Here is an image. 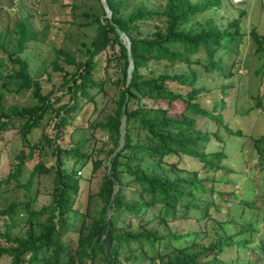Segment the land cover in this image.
<instances>
[{"label": "trees", "instance_id": "1", "mask_svg": "<svg viewBox=\"0 0 264 264\" xmlns=\"http://www.w3.org/2000/svg\"><path fill=\"white\" fill-rule=\"evenodd\" d=\"M132 1L104 0L110 12L108 17L99 1V13L90 14V22L95 24V35L85 49L83 60L76 62L71 54L59 48L54 50V58L49 66L51 71L60 73L56 89L63 91L60 96H67L64 102L60 101L59 96L51 98L54 90H41L40 83L28 75L24 58L17 55L12 57L14 52H7V58L13 67L0 72V80L13 84L15 91L30 90L35 102L32 105L6 108H2L0 104V138L5 131L15 129L26 146L25 152L20 151L15 156L17 162L9 173L0 179V186H7L11 179L16 180L21 165L25 160L32 159L35 151L40 148V140L30 142L27 136L33 129L40 127L46 115H50L49 119L53 120L55 128L53 139L45 134L41 136V140L52 150L54 163L47 167L35 163L25 183L29 187L35 176L52 172L54 186L49 202L37 210L25 206L29 226L24 235H11L7 229L0 232V238L4 241L3 245L0 244V256L8 255L10 264H95L96 259L101 264H118V260L134 263L139 257L135 251L140 250L146 254L143 248L145 243L153 249L154 243L156 247L163 246V238L169 241L193 234L189 231L186 234H161L154 229H146L144 224L152 218L166 225L178 207L188 210L193 204L192 208L198 210V216L205 223H212L208 206L214 205L217 209L213 198L216 192L212 194L213 183L222 179L221 175L215 174L224 169L221 160L225 155L220 150L211 153L204 150L209 140L208 134L195 128L193 116L189 114H199L219 123L220 112H213L216 107L221 109L222 104L214 103L211 109L198 104L196 98L202 88L198 85V76L192 67L199 66L200 63L194 58L202 51L206 54L207 63L200 65V68L207 72L212 69L222 72V66L219 60L214 59V55L221 51L227 58L234 52L233 46H237L240 39L239 18L245 11L241 10L237 18L223 28H218L211 19L203 22L197 20L206 11L218 8L221 0H168L158 7H146L142 3L134 5ZM28 19L30 15L20 17L11 24V30L16 36V51L19 52L22 51L24 42L34 38L36 34ZM144 22H151L155 28L149 36L138 32V27ZM230 26L233 27L232 31H229ZM132 29L138 35H134ZM119 33L127 37L128 50L119 38ZM249 36L255 45L254 52L264 55V36L258 35L254 29H250ZM113 46H116L117 57L121 60L122 77L115 81L117 91L112 111L93 125L106 135L102 148L104 158H93L91 153L82 151L85 140L78 139L67 148L62 147L57 140L62 130L68 126L72 127V132L84 129L76 123L79 110L83 105L94 101L91 91H102V81L92 78L93 57L106 47ZM60 61L66 63L68 68H63ZM109 61L110 58H106L105 64ZM129 61L132 68L127 78ZM149 62L180 65L186 71L150 76L142 72L149 68ZM142 101H151V104L154 101V105L150 104L148 107ZM173 104L181 105L176 114L171 112ZM253 143L256 147L257 143L260 144L258 153L264 162V132ZM167 155L191 156L198 161L199 168L189 171L190 175L186 176L176 173L180 168L173 162L167 163L170 168L163 169L164 157ZM61 156L73 158L77 168L72 166L65 170L61 164ZM144 159L155 161L161 172L152 175L145 173L141 168ZM103 160L106 161L105 171L96 190L102 203L99 215L91 218L78 230H73L72 224L67 221V213L77 212L73 204L79 192L80 178L75 173L78 171L80 174V169L87 165L94 171L102 165ZM200 170L212 174L202 175ZM127 190L136 195L137 199L128 202L125 194ZM204 193L208 194L209 200L202 202ZM235 193H227V196L235 198ZM238 203L241 211L253 206L252 199H240ZM108 209L112 210V215L107 219ZM118 211L136 221L117 226ZM148 211L151 217H145ZM16 212L17 203L9 202L0 208V217L8 219L10 226H14ZM41 216L44 217L39 220ZM133 225L138 229L132 230ZM244 231L248 238L240 234ZM252 232L251 223H247L234 234L238 238L233 239L225 234L215 235L213 240L193 251L188 250V247L195 245L194 241L182 247L171 245L170 250L155 252L149 259L156 257L158 264H211L216 262V255L223 247L230 244L246 247L248 241L253 242ZM70 233L75 234L73 242ZM200 233L196 232L194 235L199 236ZM121 246L127 247L128 253L119 258ZM251 251L255 258H264V243H253Z\"/></svg>", "mask_w": 264, "mask_h": 264}, {"label": "rangeland", "instance_id": "2", "mask_svg": "<svg viewBox=\"0 0 264 264\" xmlns=\"http://www.w3.org/2000/svg\"><path fill=\"white\" fill-rule=\"evenodd\" d=\"M100 1V0H99ZM99 1L97 0H0V72L3 73L13 67L7 58V52H14L12 57L17 55L24 58L27 64L28 75L37 80L41 85V90L47 92L54 90L51 98L59 96L60 101L67 99L66 95L60 96L62 90H57L60 80V73L50 69V62L54 58V50L59 48L73 56L76 62L83 60L85 49L95 35V24L91 23V15L99 13ZM168 0H133L134 5L140 3L146 7H158ZM197 2L200 0H189ZM100 3H102L100 1ZM103 5V3H102ZM12 10V11H10ZM104 10V5H103ZM241 10L245 14L239 18L238 33L239 43L233 46L232 52L225 58L221 51H217L214 59L219 60L222 72L216 69L204 71L200 65L207 63L206 54L200 51L194 59L200 63L197 67H192L198 76V85L202 91L198 94L196 101L206 109H211L214 103L221 102L222 107L214 108V112H220V121L203 116L189 114L193 116L194 126L197 130L206 132L209 140L204 146L208 153L218 151L224 153L221 160L224 169H221L215 176L221 175V180H216L214 186V203L217 207L208 206L212 223L207 224L198 216V210L188 207L185 210L181 206L174 216L165 225L163 222L152 218L144 224L146 229H154L161 234L167 232L183 233L187 231L193 234L185 237L161 239L163 246L153 249L148 244H144L146 254L140 250L135 251L139 256L132 263L118 260V264H158L155 257L149 259L155 252H166L170 246H186L194 241L195 245L188 247L193 251L202 245H206L214 239L215 235H230L233 239L238 238L239 229L247 223H251L253 232L246 247L230 244L221 249L216 255V262L211 264H264V258H255L251 251L253 243H264V162L259 155V146H255L253 140L264 132V55L255 53V45L252 42L249 31L264 36V0H243L233 2L232 0H221L218 8L206 11L198 17L197 22L211 19L218 28H223L231 20L238 17ZM30 15V26L36 31L34 38L24 42L22 51H16V36L11 30V24L20 17ZM151 22H144L138 27L141 35L149 36L154 30ZM233 27H229L232 31ZM134 35H138L131 30ZM16 51V52H15ZM110 61L105 64V59ZM63 68L67 69L66 63L59 62ZM94 69L92 78L98 82L102 81V91H91L93 102H89L80 108V113L76 123L84 127L72 132V127L68 126L62 130L57 142L62 147H69L78 139L85 140L82 151L91 153L93 158H104V143L106 135L103 131L93 126L96 122L102 121L104 116L109 114L114 107L116 98L115 81L122 77L121 60L117 57V48L106 47L104 51L93 57ZM186 71L183 66H170L164 62H149V68L143 69L146 75L155 76L160 73H174ZM15 86L11 83H4L0 80V104L2 108L8 106L32 105L35 101L31 97L30 90L15 91ZM173 88L181 89L173 86ZM159 102V101H157ZM257 102V104H255ZM142 104L150 107L151 101H142ZM154 103V101H153ZM151 105H154V104ZM181 109V105L173 104L172 113ZM50 115H46L38 128L33 129L27 136L30 142L40 140V148L34 153L30 160H25L21 165L20 173L16 180L11 179L7 186H0V208L5 207L9 202L17 203L15 225L10 226L8 219L0 217V232L8 230L11 235H24L28 229V213L25 206L37 210L47 204L51 198L53 189V173H40L32 179L29 187L25 186L29 177L31 167L35 163L49 166L54 163V156L48 144L41 140L45 134L53 139L55 128ZM72 132V133H71ZM100 146H102L100 148ZM108 147V146H106ZM105 147V148H106ZM20 151L25 152L26 146L20 139L15 129H9L0 138V179L5 177L13 164L17 162L16 155ZM263 153V151H262ZM73 158L61 156V164L65 170H69L73 163ZM173 162L180 170L176 173L181 176L190 175L189 171L199 168L198 161L188 155H167L164 157L163 169H168L167 163ZM78 165V164H77ZM106 161H102L96 170L91 171L89 165L80 169V174H76L80 179L79 192L74 198L73 208L77 212H68L67 221L72 224L73 230H78L86 225L91 218L98 217L101 201L96 195V190L100 182V177L105 171ZM141 168L148 175L161 172V168L151 159H144ZM202 175L209 176L212 173ZM208 183V182H207ZM7 187V188H6ZM129 189V188H127ZM236 192L235 198L227 193ZM128 202L137 199L129 190L126 191ZM239 195V196H238ZM207 193L203 194V201L208 199ZM240 199H252L253 206L246 207L241 211L238 203ZM209 200V199H208ZM202 203H200L201 205ZM203 205V204H202ZM146 213V212H145ZM242 214V215H240ZM112 215V210L108 209L106 218ZM116 225L121 226L124 222H134L135 218L118 211ZM152 216L148 211L145 217ZM44 216L39 217L41 220ZM137 230L136 226L131 227ZM36 229V227H34ZM72 230V229H71ZM72 230V231H73ZM196 232H201L200 237L195 236ZM248 238L246 231L240 233ZM71 240L75 239V234L70 233ZM199 237V238H198ZM0 244L4 241L0 238ZM74 245V243H72ZM135 244H132L134 246ZM122 253L119 258L127 255V247H120ZM211 257V256H210ZM0 264H10L8 255L0 256ZM95 264H101L99 259Z\"/></svg>", "mask_w": 264, "mask_h": 264}, {"label": "water", "instance_id": "3", "mask_svg": "<svg viewBox=\"0 0 264 264\" xmlns=\"http://www.w3.org/2000/svg\"><path fill=\"white\" fill-rule=\"evenodd\" d=\"M100 1H101V2L103 3V5H104V12H105V15L108 17L109 14H110V12H109L107 6H106L105 3H104V0H100ZM10 11H12V10H10ZM119 38L121 39L122 43L124 44L126 50H128V49H129V43H128L127 37H126L123 33H119ZM131 68H132V63H131V61H129V62H128V65H127V68H126L127 78H128V76H129V72H130ZM121 122H122V124H123V118H122V121H121ZM122 132H123V130H122V128H121V135H122ZM120 144H121V139H120Z\"/></svg>", "mask_w": 264, "mask_h": 264}, {"label": "built area", "instance_id": "4", "mask_svg": "<svg viewBox=\"0 0 264 264\" xmlns=\"http://www.w3.org/2000/svg\"><path fill=\"white\" fill-rule=\"evenodd\" d=\"M233 2H240V1H243V0H232ZM77 174H79V172L77 171L76 172Z\"/></svg>", "mask_w": 264, "mask_h": 264}]
</instances>
